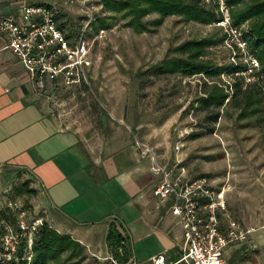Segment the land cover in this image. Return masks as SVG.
Instances as JSON below:
<instances>
[{"label": "rangeland", "instance_id": "1", "mask_svg": "<svg viewBox=\"0 0 264 264\" xmlns=\"http://www.w3.org/2000/svg\"><path fill=\"white\" fill-rule=\"evenodd\" d=\"M21 1L56 11L68 37L77 35L86 24L84 10L68 0ZM81 1L90 9L93 18L101 14L100 0ZM156 18L157 15L151 14L144 21ZM123 24L118 21L104 31L102 38L88 29L92 60L87 74L89 87L68 89L49 81L44 88H38L47 98L52 118L62 128L85 137L97 148L108 139L123 148L133 146L140 155L147 147L166 170L179 172L184 169L191 177L207 178L213 187L223 189L231 216L242 227L252 230L244 242L227 248L224 264H264V116L261 122L255 118L239 120V111L229 107L221 112L213 134L192 138V134L203 131L205 127L202 126H206L207 113L190 108L203 95V82L208 79L203 76L153 77L150 74L136 77L162 59L172 57L168 53L178 45L207 37L217 39L222 30L214 25L186 23L178 17L166 18L155 31L145 33H135ZM205 60L217 66L231 62L227 48L222 45L208 49ZM229 78L228 74L220 77L222 82ZM102 111L113 113L115 117L124 116L125 124L120 123L124 129L109 121L107 131L102 130ZM146 155L144 179L159 183L162 176L151 170L153 164L149 153ZM176 160L180 161L177 167ZM25 183L28 189L34 190L23 173L0 168V211L11 210L19 226L24 227L30 243L35 233L32 228L37 221L41 222L42 215L32 203L35 195L19 194ZM167 204L170 209L171 202ZM166 205H162L160 212L166 211ZM138 224L142 221L134 223ZM159 227V222L154 223L152 236L147 239L128 240L135 264H151L159 254L181 250L183 238L176 223ZM126 229L130 227L122 223L124 236ZM14 233L17 235L13 227H0V244L6 234ZM83 264L113 263L109 257L99 261L87 255Z\"/></svg>", "mask_w": 264, "mask_h": 264}, {"label": "crops", "instance_id": "2", "mask_svg": "<svg viewBox=\"0 0 264 264\" xmlns=\"http://www.w3.org/2000/svg\"><path fill=\"white\" fill-rule=\"evenodd\" d=\"M21 5V0H0V16L17 12ZM5 43L0 35V168L17 170L30 179L36 191L32 203L42 215L39 220L69 235L85 248L86 255L99 261L109 257L105 237L112 220L130 227L127 241L151 237L154 223L159 222L160 229L174 222L178 227L168 202L152 195L157 183L144 179L146 152L140 155L133 146H116L109 139L97 148L62 128L52 118L47 98L4 49ZM112 114L101 112V129L107 131L109 121L124 129V116ZM162 205L166 213L160 212ZM180 254V249L169 250L156 257L164 256L165 264H174Z\"/></svg>", "mask_w": 264, "mask_h": 264}, {"label": "built area", "instance_id": "3", "mask_svg": "<svg viewBox=\"0 0 264 264\" xmlns=\"http://www.w3.org/2000/svg\"><path fill=\"white\" fill-rule=\"evenodd\" d=\"M68 2L80 6L86 15V24L74 37H68L57 20L58 13L48 6L22 4L17 12L0 16V35L6 39L4 49L13 54L36 88H44L49 81L68 89L89 87L87 74L92 60L87 35L93 16L81 0ZM200 3L219 15V22L213 25L225 36L222 46L227 48L231 63L245 65V70L237 74L242 76L244 85L264 81L260 63L243 38V27L232 25L225 0H200ZM103 34V30L98 31L100 38ZM144 148L153 164L152 171L162 176L152 195L161 203L171 202L170 213L183 238L180 258L174 264H224L226 249L244 242L252 230L231 217L223 189L213 187L207 178L191 177L184 169L166 170L156 161L154 153ZM179 165L176 162L175 167ZM39 225L41 222L37 221L32 230ZM18 228L24 236V227L18 223ZM19 238L17 233L1 239L0 264H8L17 253ZM30 244L31 240L29 247ZM153 264H165L164 256H158Z\"/></svg>", "mask_w": 264, "mask_h": 264}, {"label": "trees", "instance_id": "4", "mask_svg": "<svg viewBox=\"0 0 264 264\" xmlns=\"http://www.w3.org/2000/svg\"><path fill=\"white\" fill-rule=\"evenodd\" d=\"M225 2L229 8L232 25L244 27L243 38L249 51L259 61L260 75L264 77V0ZM99 4L102 12L94 16L89 26L93 34L111 29L118 21H123L124 27L135 33H145L155 31L169 17H178L183 22L203 26L213 25L220 20L215 10L203 7L200 0H100ZM151 14L157 15V18L145 22L144 19ZM224 39L225 36L221 35L217 39L207 37L186 41L170 50L168 54H172V57H166L136 75L137 78L150 74L153 77L203 76L208 79V82H203V95L190 108L207 113L204 118L207 127L202 126L205 127L204 130L192 134V138L213 134L221 112L229 107L239 111V120L255 118L257 122L263 121L264 81L245 86L242 76L237 75L245 70V65L230 62L217 66L205 60L207 50L222 45ZM223 74H228L229 80L222 82L220 77ZM27 186L25 183L19 194L35 195L36 191L28 189ZM4 226L15 228L20 235L17 253L8 264H83L87 259L85 248L80 243L69 235L58 233L45 222H41L36 228L30 247L28 236L22 235L16 216L8 208L0 211V227ZM105 243L113 264H132L130 246L121 232V224L116 220L108 224Z\"/></svg>", "mask_w": 264, "mask_h": 264}]
</instances>
